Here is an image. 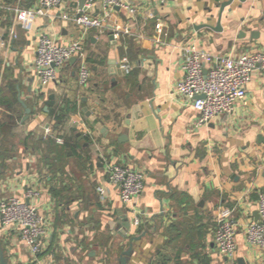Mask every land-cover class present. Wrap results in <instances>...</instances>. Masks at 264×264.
<instances>
[{
    "label": "crops",
    "instance_id": "0c3cea01",
    "mask_svg": "<svg viewBox=\"0 0 264 264\" xmlns=\"http://www.w3.org/2000/svg\"><path fill=\"white\" fill-rule=\"evenodd\" d=\"M38 1L0 0V200L19 197L46 216L41 261L118 264L130 237L144 234L129 264H264V248L246 237L264 192V68L254 71L245 103L200 126L193 103L177 88L185 75L186 43L217 55L264 53V0L227 5L222 31L202 25H216L228 0H126L135 14L110 8L108 25L130 29L119 39L109 29L84 32L57 18L80 10L81 0H65L48 15L18 23L13 9H32ZM86 2L92 3L88 13L107 10L103 0ZM43 33L64 44L83 41L90 70L86 87L79 83L75 60L39 91L33 62ZM124 58L129 71L118 68ZM52 94L55 104L47 112ZM49 124L64 144L45 136ZM108 161L145 172L144 189L133 203L124 204L109 182ZM28 190L35 193L29 199ZM133 206L142 223L138 230L131 225L123 239L118 224L124 216L132 220ZM222 207L234 209L235 259L223 256L214 241ZM112 221L118 228L111 229ZM0 241L10 264H36L14 228L0 223Z\"/></svg>",
    "mask_w": 264,
    "mask_h": 264
},
{
    "label": "built area",
    "instance_id": "2783aa9c",
    "mask_svg": "<svg viewBox=\"0 0 264 264\" xmlns=\"http://www.w3.org/2000/svg\"><path fill=\"white\" fill-rule=\"evenodd\" d=\"M65 0H39L32 9L14 8L16 21L23 23L31 15H48L54 8L60 7ZM88 1V0H87ZM164 4L166 0H156ZM107 7L104 15H94L80 9L77 11H64L57 15L64 21L78 26L84 32L92 29H109L115 39L121 37L122 32L129 34L130 29L120 24L108 25L112 12L110 8L120 7L135 14V8L126 0H103ZM92 3L86 2L90 9ZM1 7V5H0ZM91 10V9H90ZM11 38L16 39L17 33L12 28ZM2 35L0 33V43ZM183 50V69L185 75L178 84V92L189 99L198 113L197 125H203L215 118L233 113L236 107L246 102L248 83L253 73L258 68H264V53H243L239 56L232 54L217 55L200 48L194 44L186 43ZM72 58H76L78 64L79 83L86 87L90 80L87 53L81 39L69 43H61L53 36L43 33L38 41L36 57L33 68L39 79L40 88L49 85L58 79V69L66 65ZM131 64L127 58L120 63L121 71H129ZM73 123L80 125L81 121L74 119ZM83 123V122H82ZM45 136L54 138L58 144H64L65 139L55 135L49 124L44 129ZM107 175L109 182L118 187L120 198L124 204H131L139 198L144 186L146 174L140 169L116 161L107 162ZM102 199L105 197V189L99 188ZM34 193L28 190L29 199ZM259 218L247 225V240L258 248H264V192L259 194L257 201ZM134 212L131 220L132 227L138 230L142 223L140 211L133 206ZM0 223L2 228H14L19 232L22 240L30 249L36 264H62L60 262L41 261L40 255L46 247L48 234L46 216L35 204L19 197L13 196L0 200ZM214 241L219 252L230 259L237 255V223L234 220V209L222 207L217 211L215 218Z\"/></svg>",
    "mask_w": 264,
    "mask_h": 264
},
{
    "label": "water",
    "instance_id": "95a60500",
    "mask_svg": "<svg viewBox=\"0 0 264 264\" xmlns=\"http://www.w3.org/2000/svg\"><path fill=\"white\" fill-rule=\"evenodd\" d=\"M87 0H81L79 3V7L81 9H84L86 11H90V9H88L85 4H86ZM234 0H228L226 2H224L221 5V9L218 15V21L216 25H211V24H204L202 25V27H207V28H211L215 31H222L223 28L221 26V21H222V16H223V11L225 9V7L227 5H230ZM241 1H245V0H241ZM254 35H258V32H254ZM76 60V58H72L71 61L74 62ZM118 68H120V64L118 65ZM32 89V86H30L29 90ZM42 93V92H41ZM25 105H27L26 103H24ZM55 104V95L52 94L48 97V99L45 101V111L49 112L50 109L53 107V105ZM33 105L27 107V112L28 114H30L33 110ZM25 118H28V115L25 116ZM259 218V214L257 216V219ZM111 225V229L114 230L115 228H118L120 226L121 231H120V236L125 239L128 237L129 231L131 230V220L128 216H124L123 217V223L118 224V227L116 226V222L112 221L110 223ZM144 235V234H143ZM143 235H133L130 237L129 239V246L127 247V249H124L120 256L117 258V263L118 264H129L131 257L134 253V243L135 241H138L142 238ZM0 264H10V258H8L6 256V252H5V248L2 244V242L0 241Z\"/></svg>",
    "mask_w": 264,
    "mask_h": 264
},
{
    "label": "rangeland",
    "instance_id": "374dc122",
    "mask_svg": "<svg viewBox=\"0 0 264 264\" xmlns=\"http://www.w3.org/2000/svg\"><path fill=\"white\" fill-rule=\"evenodd\" d=\"M105 239H106V237L103 238L104 241H105ZM119 248H120V246L118 245V241H114L112 249H113L114 251H118ZM112 249H111V250H112Z\"/></svg>",
    "mask_w": 264,
    "mask_h": 264
},
{
    "label": "trees",
    "instance_id": "16d2710c",
    "mask_svg": "<svg viewBox=\"0 0 264 264\" xmlns=\"http://www.w3.org/2000/svg\"><path fill=\"white\" fill-rule=\"evenodd\" d=\"M50 145L52 146V143H50ZM56 148H57V147H56ZM60 150H62V148H61ZM63 154H66V151L64 152V149H63Z\"/></svg>",
    "mask_w": 264,
    "mask_h": 264
}]
</instances>
